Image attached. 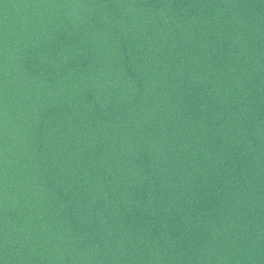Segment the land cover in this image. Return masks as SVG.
Instances as JSON below:
<instances>
[{"label": "water", "instance_id": "1", "mask_svg": "<svg viewBox=\"0 0 264 264\" xmlns=\"http://www.w3.org/2000/svg\"><path fill=\"white\" fill-rule=\"evenodd\" d=\"M0 264H264V0H0Z\"/></svg>", "mask_w": 264, "mask_h": 264}]
</instances>
